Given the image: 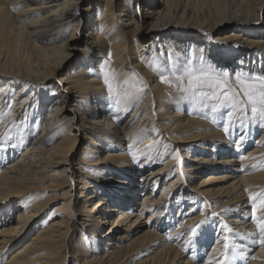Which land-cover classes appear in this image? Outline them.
<instances>
[{
    "label": "bare ground",
    "instance_id": "1",
    "mask_svg": "<svg viewBox=\"0 0 264 264\" xmlns=\"http://www.w3.org/2000/svg\"><path fill=\"white\" fill-rule=\"evenodd\" d=\"M170 53L264 74V0H0V135L15 145H0V264H116L123 247L137 264H207L223 224L247 253L237 264H264L248 236L254 205L264 217V128L225 134L178 103L148 67ZM104 62L117 85H147L118 114Z\"/></svg>",
    "mask_w": 264,
    "mask_h": 264
},
{
    "label": "snow or ice",
    "instance_id": "2",
    "mask_svg": "<svg viewBox=\"0 0 264 264\" xmlns=\"http://www.w3.org/2000/svg\"><path fill=\"white\" fill-rule=\"evenodd\" d=\"M148 67L159 75L161 83L177 87L181 93L178 103L187 102L198 111L210 110L212 122L222 121L225 134H230L237 124L241 129H246L249 122L264 128V74L243 69L230 74L228 71L218 69L208 63L202 55L194 58L190 53L187 58H181L170 53L167 64L153 55ZM101 75L108 92V96L105 98L106 106L110 111L117 114L122 110V102L125 105L133 104L147 87L143 79L135 72L132 73V78L138 81V84L133 85L131 90L127 87L129 85L127 79L123 82V87L117 85L115 83L117 74L108 70L107 62L101 64ZM232 79L239 86V90L232 86ZM114 118L118 119V115ZM10 131L9 129L0 135V145L15 147V145L10 144L12 139ZM244 139L245 136L242 132L239 137L240 143L233 141L237 149ZM20 142L24 143L22 138ZM134 146L135 142L130 145V152ZM131 154L133 160L137 161V155ZM175 158L180 159L178 151ZM240 158L243 159V157ZM259 198L261 206H264V194H261ZM252 199L255 200L256 197H252ZM224 211L230 210L225 209ZM217 215L215 212L211 213L213 217ZM252 220L256 223L259 234L258 239L255 238L257 233L248 234L251 243L264 246V217L256 216L255 205L253 206ZM207 222L206 218L190 226L186 233L188 238L185 241V251H191L197 246L202 235L199 230ZM220 232L222 235H217L216 242L222 240V247L213 249L218 258L209 259L207 264H237V260L246 261L248 257L245 249L234 240V235L237 234H232L227 224L220 226ZM194 259L198 258L194 257Z\"/></svg>",
    "mask_w": 264,
    "mask_h": 264
},
{
    "label": "rangeland",
    "instance_id": "3",
    "mask_svg": "<svg viewBox=\"0 0 264 264\" xmlns=\"http://www.w3.org/2000/svg\"><path fill=\"white\" fill-rule=\"evenodd\" d=\"M84 35H85V32L83 33ZM83 35V36H84ZM81 56V55H80ZM79 59V57H77V59H74L73 61H72V63H74L75 61L77 62V60ZM257 137H258V135H256L255 136V140L257 139ZM84 147H85V143H82L81 145H80V147H79V149H78V151H77V153L79 154L83 149H84ZM77 154V155H78ZM116 154H118V155H122V156H124L123 154H119V153H116ZM113 159V160H112ZM115 159H117L116 158V156H112V157H110V159H109V161H114ZM165 162V161H164ZM164 162H162V163H164ZM162 163H160V164H162ZM160 164H156L155 166H159ZM155 166H153V167H151V168H154ZM150 168V169H151ZM174 197V201H176L177 200V198H178V194H176V195H174L173 196ZM56 206V205H55ZM187 211L188 210H190V207H188V206H186V208H185ZM203 210H204V208H201L200 207V209H199V211L197 212L198 214H202V212H203ZM15 216V215H14ZM106 230V229H105ZM84 236H85V234H84ZM78 239V236H75L74 237V241L75 240H77ZM214 244V241H212L211 243H210V245L208 246V249H207V251H209L211 248H212V245ZM20 245H18V246H16V247H14V248H12L11 250H10V252L13 250V249H15V248H17V247H19ZM259 247H264V246H257L255 249H254V251H252L253 253L257 250V248H259ZM9 252V253H10ZM127 251L126 250H124V247H123V251H122V253H121V255H119L117 258H115V261H116V264H137L138 262H135V261H133V260H131V258H128V257H126L127 255V253H126ZM188 258V257H187Z\"/></svg>",
    "mask_w": 264,
    "mask_h": 264
}]
</instances>
